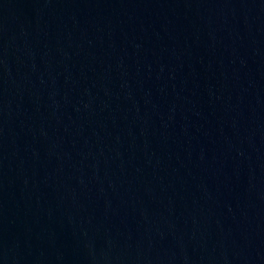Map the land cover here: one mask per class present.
Listing matches in <instances>:
<instances>
[{
  "label": "water",
  "instance_id": "obj_1",
  "mask_svg": "<svg viewBox=\"0 0 264 264\" xmlns=\"http://www.w3.org/2000/svg\"><path fill=\"white\" fill-rule=\"evenodd\" d=\"M0 264H264V0H0Z\"/></svg>",
  "mask_w": 264,
  "mask_h": 264
}]
</instances>
